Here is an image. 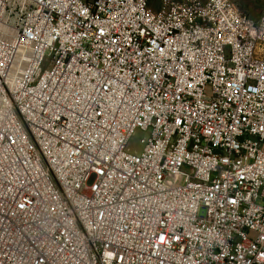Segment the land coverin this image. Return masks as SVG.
Segmentation results:
<instances>
[{
	"label": "built area",
	"instance_id": "1",
	"mask_svg": "<svg viewBox=\"0 0 264 264\" xmlns=\"http://www.w3.org/2000/svg\"><path fill=\"white\" fill-rule=\"evenodd\" d=\"M0 264H264V14L0 0Z\"/></svg>",
	"mask_w": 264,
	"mask_h": 264
},
{
	"label": "rangeland",
	"instance_id": "2",
	"mask_svg": "<svg viewBox=\"0 0 264 264\" xmlns=\"http://www.w3.org/2000/svg\"><path fill=\"white\" fill-rule=\"evenodd\" d=\"M161 1L162 0H146L149 8L153 12L159 10ZM231 2L245 20L257 21L262 14H264V0H231ZM141 138V134L137 132L129 141L127 146L128 150L131 152H138Z\"/></svg>",
	"mask_w": 264,
	"mask_h": 264
}]
</instances>
